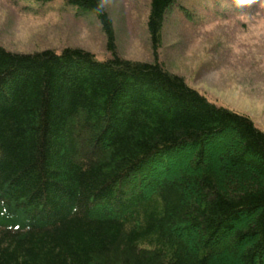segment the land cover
I'll use <instances>...</instances> for the list:
<instances>
[{"label":"trees","instance_id":"16d2710c","mask_svg":"<svg viewBox=\"0 0 264 264\" xmlns=\"http://www.w3.org/2000/svg\"><path fill=\"white\" fill-rule=\"evenodd\" d=\"M66 1L112 56L0 45V264H264V132ZM177 1L150 2L154 51Z\"/></svg>","mask_w":264,"mask_h":264},{"label":"rangeland","instance_id":"374dc122","mask_svg":"<svg viewBox=\"0 0 264 264\" xmlns=\"http://www.w3.org/2000/svg\"><path fill=\"white\" fill-rule=\"evenodd\" d=\"M150 2L101 1L117 55L158 60L212 102L245 113L264 131V0H178L167 11L155 51L147 31ZM0 45L20 53L73 47L99 59L112 56L96 14L66 0L51 5L0 0Z\"/></svg>","mask_w":264,"mask_h":264}]
</instances>
